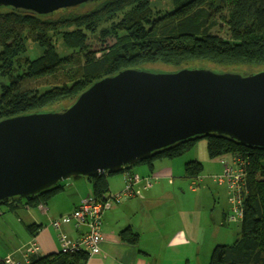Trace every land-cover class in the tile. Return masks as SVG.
I'll list each match as a JSON object with an SVG mask.
<instances>
[{"label": "trees", "instance_id": "trees-1", "mask_svg": "<svg viewBox=\"0 0 264 264\" xmlns=\"http://www.w3.org/2000/svg\"><path fill=\"white\" fill-rule=\"evenodd\" d=\"M173 2V9L162 12L155 11L152 0H101L50 16L0 8V120L43 112L58 105L69 107L96 81L128 68L264 70V0ZM220 23L228 29V37L212 33ZM70 29L78 33H66ZM83 32L100 42L89 45L91 39ZM49 34L79 50L81 61L78 60L76 73L59 74L71 58L57 52L54 37ZM27 40L42 46L44 54L37 59L25 57ZM99 52L107 53L99 58L96 57ZM204 138L208 140L211 159L231 154L247 162L248 195L244 219L239 223L240 236L232 245L217 246L209 264H264V149L243 146L226 136ZM197 139L201 138L157 151L137 164L148 163L153 169L157 161L183 155ZM185 171L188 178H195L202 174L203 168L198 161H190ZM87 179L94 196L102 199L108 194L104 174ZM62 187L59 184L39 196L0 205L18 202L35 208ZM121 239L137 246L139 235L125 229ZM89 258L90 253L85 250L59 252L33 256L27 264H88ZM0 264H5L4 260Z\"/></svg>", "mask_w": 264, "mask_h": 264}, {"label": "water", "instance_id": "water-1", "mask_svg": "<svg viewBox=\"0 0 264 264\" xmlns=\"http://www.w3.org/2000/svg\"><path fill=\"white\" fill-rule=\"evenodd\" d=\"M100 1L0 0V8L50 16ZM209 135L264 149V70L124 69L69 107L0 120V204L119 172Z\"/></svg>", "mask_w": 264, "mask_h": 264}, {"label": "crops", "instance_id": "crops-1", "mask_svg": "<svg viewBox=\"0 0 264 264\" xmlns=\"http://www.w3.org/2000/svg\"><path fill=\"white\" fill-rule=\"evenodd\" d=\"M175 160L157 161L153 169L150 164L142 163L120 173L104 174L109 187L105 195L107 198L123 193L127 172L135 179L153 175L157 180L151 188L142 191V196H122L120 201L111 202V207L103 215L100 250L90 255L88 264H209L213 250L219 246H214L215 241H219V235L213 230V225L220 219H213L212 224H207L208 237L205 235V241L209 248L204 252L199 235L204 214L184 216L178 208L199 209L206 204L208 192L192 190L190 180L194 178L186 176L187 162L175 163ZM91 194L92 184L86 178L63 184L60 192L35 208L18 202L7 205L5 212L14 215L20 213L23 218L19 220L23 226L15 229L17 232L13 231L15 239L0 251V260L12 255L15 260L25 263L33 256L59 253L58 232L50 222L70 216L81 201ZM227 197L229 201L228 194ZM227 211L223 214L220 226L228 224ZM202 227L205 228V225ZM125 229H131L139 235L137 246L121 239V232ZM86 230L87 227L76 228L73 223L63 226V231L71 240L77 239ZM34 246L37 250L30 252Z\"/></svg>", "mask_w": 264, "mask_h": 264}, {"label": "rangeland", "instance_id": "rangeland-1", "mask_svg": "<svg viewBox=\"0 0 264 264\" xmlns=\"http://www.w3.org/2000/svg\"><path fill=\"white\" fill-rule=\"evenodd\" d=\"M154 7L156 8L155 11H164L167 9H173L174 8V2L173 0H152ZM2 8V7H1ZM5 8V7H4ZM81 10L80 12H82ZM122 16V15H121ZM119 16V17H121ZM74 32L73 34L78 33V31L74 30H68L66 33H71ZM213 34H219L223 37H228V29L223 23H220L216 28L212 30ZM83 35H86L91 39L89 41V45H91L96 38H93L92 35L82 33ZM51 38L54 36L52 34H49ZM65 35V32L63 33L62 37ZM63 39V38H62ZM26 52L24 54L25 57L30 58V59H37L40 56L44 54V48L40 46L39 44L27 40L26 41ZM96 42H100L99 39H97ZM95 42V43H96ZM94 43V46L96 45ZM109 43H111V40H109ZM53 44L57 48V52L61 56H66L70 57L69 63L65 64V66L59 71V74H74L76 73L78 69V60L81 61V57L77 52L79 50L70 48L68 45H66L61 39L54 37ZM97 46V45H96ZM107 53V52H105ZM104 52H99L96 57H102ZM77 54V55H75ZM146 70L152 71V72H169L171 71V68L168 67H154V68H147L143 67ZM215 71H221L220 69L217 68H212ZM61 106H56L46 109L45 111H51V110H60ZM175 163H181L183 162H190V161H198L200 165L203 168V172L200 176H207V178H202L197 181L196 177L194 179L190 180L192 187H197L198 190H206L208 192L207 194V199H206V204L201 205L199 209H196V207L190 208V207H183V208H178L180 212L184 216H189L192 217V215H203L202 217V222L199 228V235L201 240L203 241L202 249L203 251H207L209 248V244L206 243L205 241V235L207 236V224H212L213 219H220V221H216L215 225H213V230L217 231V234L219 235V241H215V245H232L234 244L239 236H240V231H241V226L239 223H234V224H226L225 226H220L219 223L222 222L223 220V214L229 212L230 210V200H231V193L230 189L226 185H220L214 180V176L220 175L223 173V165H221L219 159H211L210 154H209V149H208V140L206 138H201L197 139L193 142L191 146L183 153V155L175 158ZM173 161V160H172ZM186 165V164H185ZM203 179V180H202ZM227 194L229 195V201ZM7 209V206L5 205H0V251L2 249H5V245H10V241H14V233L13 231L17 232L18 228H21L22 222L19 220V218H23L20 213L18 215H14L12 213L5 212ZM199 211V213H198ZM2 214V215H1ZM17 222H21V224H18ZM202 225H205V228L202 227ZM220 227V228H219ZM221 234H226L222 235ZM208 237V236H207ZM227 237V238H225Z\"/></svg>", "mask_w": 264, "mask_h": 264}, {"label": "built area", "instance_id": "built-area-1", "mask_svg": "<svg viewBox=\"0 0 264 264\" xmlns=\"http://www.w3.org/2000/svg\"><path fill=\"white\" fill-rule=\"evenodd\" d=\"M219 161L223 165V173L214 176V180L220 185H226L231 193V206L226 216V222L228 224L241 223L244 219V201L248 195L246 190L247 162L239 155L231 154L221 157ZM155 180H157L156 176L135 179L127 172L126 186L122 194L110 198L105 196L102 199L92 194L88 195L70 216L51 221L50 225L58 232L60 252L76 253L85 250L90 255L99 252L103 241V215L111 207V202L120 201L122 196H142V191L151 188ZM199 180L200 178L197 177V181ZM196 189L197 187H192V190ZM41 209L45 210L44 206H41ZM70 223H73L76 228L87 227V230L82 232L77 239L71 240L63 231V226ZM36 250L37 248L34 246L30 252ZM29 261V258L25 263L17 261L12 255H8L4 259L5 264H27Z\"/></svg>", "mask_w": 264, "mask_h": 264}]
</instances>
